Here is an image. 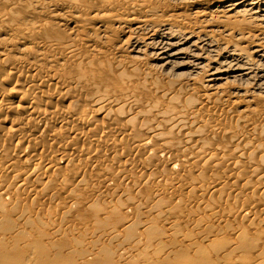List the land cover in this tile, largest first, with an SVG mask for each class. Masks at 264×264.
<instances>
[{"label": "bare ground", "instance_id": "obj_1", "mask_svg": "<svg viewBox=\"0 0 264 264\" xmlns=\"http://www.w3.org/2000/svg\"><path fill=\"white\" fill-rule=\"evenodd\" d=\"M120 1L121 0H70L60 1L58 3H36L34 0H0V24H2L0 37L3 34H6L15 38V41L13 42L1 44L0 66H7L11 52L16 51L17 53L25 54L23 52L30 51L31 54L35 55L37 60L33 61L34 63L29 64V70L31 72H36L37 74L38 72L45 73V75L36 78H34V76L31 77L32 79H30L29 82L31 87L28 88L31 89V94L29 93V95L39 94L40 87L50 86L52 84L60 86V88L65 91V94L71 90L70 88L72 86H75L80 88L81 92L85 93L86 103L89 108H91V111L90 109L89 111L82 109V112H78L77 103L79 102L78 100H82L80 98L78 99V97H72L78 99L74 100L78 102L72 100L71 106H69L68 110L64 112L62 111L59 115L52 113L49 114L47 113L48 111H42L40 109L43 103L37 101L33 97L28 99L29 95L26 93L24 96L27 98V100L25 98L26 102L29 101L28 106L26 108L19 107L18 111L21 112L20 114L26 116L31 115L38 120V123L39 121L44 123H49L48 121H50L51 124L55 122L54 124L61 126L60 128L69 125V130L72 131L70 140L75 142L76 140L78 141L80 137L86 138L90 136V138H93L89 143V147L80 152L86 157V160L90 165L94 164L96 161L95 158L99 156V153L101 154L102 148L107 147H110L115 155L122 152L123 154L126 152L129 155H133L131 153H134V156L141 152L142 155H145L142 159L139 157L141 160L140 162L138 160L139 163H136V161L134 162L131 159L121 160V158H118L119 156H115L112 152L114 156L112 155L113 157L111 160L113 161L111 163L113 166L115 163L119 164H116L118 167L116 166L115 168H112L108 165L105 166V164L102 166L101 164L96 167L99 171L96 170L98 171L97 174H93L92 177L87 175L90 174L88 173L89 170L78 169L79 166L76 167V165L73 167L75 157L73 156V153L72 155L67 153L65 150L67 145L65 147L58 146L57 151L52 148L51 150L53 151L51 157L40 155L39 158L35 153L28 154L27 157L23 155L26 157L24 162H26L28 166H33V169H30L28 173L23 174V172L19 170H16L17 172L13 173L12 162H10L12 163V166H10L12 169L10 167L11 170L9 168L6 169L12 173V176L8 177V180L6 178L3 181L1 177L2 174L5 175V173L8 172L6 170V172L2 174L0 172V211L2 210L6 212V210H9L10 212H8L11 215L12 213H16V222L24 221V223L22 222L23 224L35 222L38 223V226L41 225L40 227H48L43 223V220H40L36 216H34V218L28 216L29 214L25 212V210L18 211L17 207L21 204L18 201L16 193L26 191L27 189H30L31 191L38 190L35 192V195L32 193L31 197L33 205L37 203L36 201L39 202L40 198H43L41 196L44 195V193H48L49 191H52L50 198L54 199L56 197L57 199V196L60 194L59 192H56L59 188L58 185L64 186L66 184L65 176L61 177L59 184L53 179L57 177V175H55V170L57 169L56 165H61L62 162V164H64L63 167H58L62 168V171L66 174L67 172L70 173V171H74L75 175L73 172H71V174L74 175L72 178L75 179L76 186L67 193L69 201L67 199L66 201L68 202L65 201L66 203L63 204V207H65V209L67 208V210L63 212V216L61 213V216L64 217L67 214L70 215L69 212L72 207L79 203L80 197L82 194H85L84 191L87 189L85 182H88L89 179L93 181L94 179L92 180V178L96 179L94 185L90 188L92 189L93 187V191H91V193L87 192L88 194H93L94 199L92 200L90 198L91 201H87L88 208H90V213L92 211V214L94 213L97 216L103 214L104 216V220L97 222L94 231L89 233L93 239L88 243L86 242V245L84 243H78L79 247L76 246V248H80L82 251L85 250L90 253L92 250H98V246L104 238H106L105 240H108V244H113V241L114 244L117 242V247L113 246L115 247L114 250H112L113 247H111V252L113 251L112 253L115 252V254L109 260H105L101 254L94 256L91 253L92 258L89 256V260L85 259L83 261L81 258L82 262L76 261L77 263H73L75 260H72V263H69L68 261L66 262L67 264H229L227 262L224 263L228 253L246 252L249 249H253L260 239L258 234L261 235L264 232H261V234L260 232L257 234L255 233L259 238L253 235L247 236L244 229L245 232H243L242 228L240 230L238 228V230L236 228L230 229L229 225L227 224V226L225 223L226 226H224L227 229L224 228L228 230L227 232H230V234H235V239L233 242H223L221 240V243L219 244H214L213 242L215 239H213V242H211L213 243V246L211 243L209 244L212 248H207L208 246L206 247V249H209V254L213 257L211 260L208 259V256L210 255L208 254L207 256L206 249L197 245V241L202 242V240L211 239L213 236V231L210 228L213 226H210L209 220L211 221V218L217 214L212 212L215 203H213V200L211 203L209 202L211 196L210 198L208 197L209 201H205V198L206 194H211V192L213 194L219 191L218 184L220 182L218 180L222 177L224 178V175H219L220 172L218 173L217 171L226 168V170L223 169V171L225 170V173L226 171L227 173L229 172V179L233 182L231 184L234 185V183L240 182V180L242 181L240 175L243 171L245 172L248 170L254 175L253 177H257L258 188H262V194H264V142L260 139L258 140V138H263L264 136V113H261L262 115L256 114L257 116L254 119L248 118L250 115L246 117V114H248L247 112H252V114L255 113L254 110L256 108H253V106H255V100H257L256 96H264V85L261 83H255L253 88L249 87L250 89H245L246 86H244V89H242V86L241 88L234 87V89H232L233 87L231 86L233 84L231 83V86L228 85V82L234 81L237 83V81H240L241 83L245 82L248 86L247 83L253 79H264V15L259 14L258 11L255 12V5L258 0H172L178 5H176V8H180V10L181 8H184L192 12L193 19L190 17L191 14L188 16L186 15V19L181 17H175L176 19L170 18L169 15L159 22H155L152 17L153 15H156V13L165 12L163 8H156L153 7V5H147V3H142L139 0L135 2L124 0L126 2L124 5H122ZM21 7L26 9L25 12L27 15L33 16L35 13L40 14L39 12H41L40 16L43 14L42 12H44V14H49V16L53 18L52 21L55 20L58 24L66 21L73 22L75 26L73 28L75 30L74 34H82V37L79 35L80 40H78L79 43L84 46L91 43L92 36L95 34L92 33L93 31L100 30L104 32L109 30L106 24H108L109 27H116L127 37V39L122 42L121 49L126 51L127 59L130 60L129 62L140 61L143 62L142 65L146 63L149 70L147 75L150 76L146 78H137L136 74H130L131 72L128 73L130 75H127L125 68H127L129 62L119 61L115 57H113L112 60H110L111 58L109 60L107 58L106 60L103 55L95 53L90 49L83 51L79 49V43L76 42V39L73 40L71 35L63 37L59 33L57 34L56 31H52L51 26L47 24L49 22L38 25L35 23V25H21L20 18L16 12V10ZM112 8H115V12L114 9L111 11ZM178 11L179 10H176V12ZM231 21H234L235 26L230 24ZM246 22H250V25H253L254 30L248 33H241L242 27L240 25ZM57 23L56 26H58ZM59 27H62V25ZM238 27L241 28L239 29ZM109 31H111V29ZM236 40L244 41V43L242 42L241 44H238ZM38 41L39 47L37 45L38 48L36 50L30 49L33 48V46L28 48L24 47ZM20 45H23L24 48H20ZM90 47L91 45L89 48ZM107 62L112 69L109 73H103L101 72V69H95V72L94 69L93 71L90 70V67H99ZM66 64H69L74 72V76H70L72 79L69 78L71 80L67 81L62 79L65 74L64 66ZM131 64L132 63L128 64L129 67ZM14 67L9 75L22 74L21 67ZM171 67H173V69L174 67L184 68L188 73L187 75L197 78L198 83L196 85L200 86L202 98L205 102L211 103V112H207V114L210 115L209 113H211V115L217 119L218 116L219 119L221 118L218 111L224 112L225 115L231 114V119L234 123L232 130H228L220 125V127L217 125H209L208 121L197 116L198 114L194 111L193 106H187L185 108L169 107L167 104L152 102L149 99L141 98V95L143 96V94H140L139 91L152 88L149 78L153 77L154 72H159V70L164 72L167 69L171 70ZM132 70L133 69L130 68V71ZM112 74L121 81L119 84H122V87L117 91H109V89L107 90L103 84L109 80ZM101 75L103 78H108V80L106 78V82L102 83L103 85L100 84L102 78ZM256 81L258 82V80ZM227 86H229V88ZM70 92L71 91H69V93ZM227 95L229 96L227 97L229 98V104L225 105V99L223 100V98ZM78 96L81 97V95ZM220 97H222V99ZM185 100L187 101V98H185ZM1 105L3 106L2 103ZM1 109L4 110L5 108L3 109L2 107ZM6 109L8 108L6 107ZM55 115H58L59 117H56ZM52 116H55L57 119ZM99 118L101 121L98 120ZM97 121L101 123H98ZM27 124H29V122L25 124L18 123L17 125H14V129L10 128L12 130L10 132H13L15 135L26 133V142L35 145L38 143L37 137H32L29 134L32 131L34 132L36 127L29 128V125L27 126ZM105 124L108 126L107 130L111 132L115 131V133L117 131L122 138L119 137L120 139L118 138V140H115L110 137V139L107 140L109 133L105 131ZM49 132L51 137L50 140L53 141L61 139V137L64 136L62 132L54 131L53 135V130ZM11 135L13 136V134ZM255 136L256 138L259 136L257 140H255ZM253 137L255 139H253ZM217 138L225 139L226 142L222 145L214 140ZM19 144L21 143L19 142ZM38 146L39 145L36 144L34 148H37ZM108 154L110 155L111 152L109 151ZM56 155L59 156V159L57 160L60 164L57 163L55 165V158L53 159V157ZM57 160H55V162ZM111 160L109 158V161ZM80 164L81 163H79V165ZM38 168L43 169L42 172L40 170L38 171ZM75 168H77L76 172ZM92 168V170L95 169L94 166H92ZM58 169L57 172H59ZM207 169L210 170L209 174H207ZM127 170H134V172H136L132 175L129 174ZM165 170H168L175 178L171 181H167L165 178L153 176L154 172L157 175L165 172ZM178 173H182L190 179H186L184 176V180L182 176L180 177L181 174L179 175ZM191 173H194V175L196 173L195 177L198 176L199 178L193 179L194 176L190 175ZM205 174L211 179L208 184L209 186H204L202 183L203 181L201 178L203 179ZM52 176L54 181L51 179ZM11 177L12 180L10 179ZM150 178H152L151 182H149ZM171 178L172 177H170V179ZM180 178L182 180H180ZM126 179H130L131 184L125 183ZM117 180H120V184L116 183V185L113 184L114 186H112L111 181L116 182ZM249 182L246 181L244 183L243 181V190L249 188ZM56 186L58 188H56ZM82 186L83 189L80 188ZM176 186L179 187L177 188ZM146 188H148V190L150 189L147 194V197H150L144 200L142 196H144L143 194L146 191L141 193V190H147ZM112 190L113 194L111 196H119V198L124 197L126 199H118L117 201L115 199L116 203L111 204L109 201V207H103V209H101L100 206V208H97L95 205L96 202L101 199V196ZM62 191L63 190H60V192ZM161 191L164 193H170L167 201L162 202L161 199H158V195H160ZM192 191L193 194H200L201 199L194 198L192 196ZM27 192L29 193V191ZM75 192H77V194ZM28 193L27 195L31 194ZM134 193L135 196H133ZM5 196H9L10 198V201H8L7 198V202L11 205L9 208L7 207L9 206L7 203L1 202ZM20 197H22L21 194ZM44 197L46 196L44 195ZM144 197H146V195ZM183 198H187V203H190L188 205L193 204V208L195 209L202 208V211H208L209 209V211H211L209 212L210 214L208 213V216H206V214L205 217H193L194 214L191 215V211L190 213L188 212L185 214L183 208V210L179 209L184 200ZM220 199L221 197L218 201L221 203ZM235 199H238V197L236 196ZM259 199L260 201L262 200V198ZM25 200H27V198ZM244 200L245 199H243V202L245 203L246 208L251 210V213L256 207L259 208V205L260 207L262 206L259 204V200H257L259 201L258 203H256L257 201L255 199H251L249 202ZM218 201L216 200V205ZM31 204L30 206H32ZM77 206L79 205L77 204ZM57 209H59V206ZM129 209L133 210V212L132 214L128 213L129 215H126ZM50 210L52 211V208ZM54 210L55 209H53V211ZM8 212L5 216L2 215V219L0 218V229L2 230L1 235H3V237L10 235L9 238L12 242L20 236L26 238V228L21 227L25 230L22 231L20 230V225L17 226L16 223H9L11 215L8 214ZM261 212V216L263 217L261 220H259L260 218H258V216H255L254 211L252 216L251 213L249 214L248 210L244 214L242 209L238 214L242 215V217H240L243 221H249V225L251 226L255 221L258 222V220L261 223L264 222V209ZM59 214L60 212L58 215ZM116 215H123L124 217L119 218V220L122 219L120 222L117 218L115 220V222L117 221L116 223H111V221L109 223L110 219L107 221L108 217L112 216L113 218V216ZM48 217H50V215ZM53 217H56V215L52 216V218ZM222 217L218 216L220 223L223 219ZM194 219L196 230H198L197 227L200 228L201 225H207L202 231H196L198 232V235H191L192 233L189 234L187 231L188 234H181V232L173 234L171 232V230L179 224L181 226L190 223L193 224ZM61 220L63 221L64 218H61ZM56 222H58V220ZM155 223V226H157V224L160 225L157 227V230L153 231L148 229L151 224L154 225ZM52 224L51 226L54 227L53 232L50 233L46 230L44 232L43 228L41 229L42 232H40V229H38L35 238L27 244L24 243L21 247V249L25 248V254L29 257H35L34 261H19L18 264H43L41 259L44 256V249L40 244L42 241L45 242L44 244L46 245L48 243L49 247L55 249V251L56 249H61L62 245L58 242L59 240L54 245L52 244L53 239L51 240V238L58 236L56 234L60 231V227H58L57 224V229L55 228V225L53 226ZM221 224H217L218 227H215L214 224V230L215 228L218 229V232L216 229V233L225 230L222 228L223 226L220 227ZM87 231H90V228L89 230L87 229ZM149 235L150 237H148ZM78 236L79 235H77V237ZM7 238L8 237H6V239ZM9 238L7 240L11 241ZM138 239H142L143 241L139 242ZM261 239L260 242L264 240ZM7 240L4 241V244H2L3 242H0V252L6 247H8L6 250H9V252L12 250L14 251V247L10 246V243H6L8 242ZM175 242H180L182 244H176ZM84 245L86 249H83L82 246ZM18 246L20 247V245ZM262 247L264 250V246ZM184 250L187 252L192 250L194 252V254L193 252H190L192 258L188 260L183 258L182 252H185ZM143 251L147 252L148 258L140 257V254L143 253ZM71 253H73V251ZM130 253L133 254V257L130 256ZM213 254H215V257ZM248 259L245 261L248 262L246 264H264V257L259 256L258 254L255 257H252L251 262L250 259ZM245 262H243V264H245ZM53 263L54 262H51L49 264ZM0 264L14 263L9 260L7 254H4L0 255Z\"/></svg>", "mask_w": 264, "mask_h": 264}, {"label": "rangeland", "instance_id": "obj_2", "mask_svg": "<svg viewBox=\"0 0 264 264\" xmlns=\"http://www.w3.org/2000/svg\"><path fill=\"white\" fill-rule=\"evenodd\" d=\"M36 3L37 2H52V3H58V2H62V1H70V0H34ZM127 1V0H126ZM132 2H135V1H137V0H131ZM140 2H142V3H147V5H153V7H156V8H163V10L165 11V12H162V13H156V15H153V17L152 18H154V20H155V22H159V21H161V20H164L167 16H169L170 15V18H175V17H181V18H185L186 19V15L188 16V15H190L191 14V19H193L192 17V12H190L189 10H187V9H184V8H181V10H180V8H176V3L175 2H173L172 0H139ZM262 1V2H261ZM120 3L122 4V5H124V4H126V2L124 1V0H121L120 1ZM178 6V5H177ZM113 9H114V12H115V8H112V10L111 11H113ZM25 8H18L17 10H16V12H17V14H18V17L20 18V22H21V25H38V24H42V23H46V22H49V23H47L49 26H51V30L52 31H56L57 32V34L59 33L60 35H62L63 37H65V36H68V35H71V38L74 40V39H76V42L77 43H79V40H80V38H79V35L81 36L82 34H77V35H75L74 33H75V30L73 29L75 26H74V24H73V22H69V21H66V22H64V23H61V24H58L57 23V21H52L53 20V18H51V16H49V14H44V12H42L43 14L40 16V14H41V12H39L40 14H37V13H35V14H33V16L32 15H27L26 14V12H25ZM176 10H179L178 12H176ZM259 12V14H261V15H264V0H258V2H257V4L255 5V12ZM176 12V13H175ZM37 14V15H36ZM35 15V16H34ZM40 17H39V16ZM195 17V16H194ZM176 19V18H175ZM44 20H45V22H44ZM68 20V19H67ZM153 20V21H154ZM40 21V22H39ZM53 22V23H52ZM32 23V24H31ZM35 23V24H34ZM55 23V24H54ZM56 23H57V25L58 26H56ZM230 24L232 25V26H235L234 24V21H231L230 22ZM62 25V27H59V26H61ZM106 26L108 27V29L110 30L111 29V31H109V30H106V31H93L92 33H95L94 34V36H92V40H91V43L89 44V45H82L81 43H79V45H78V47H79V49H81V50H83V51H85V50H88V49H90L91 51H93V52H95V53H100L101 55H103V57H105V59L107 60V58H108V60L110 59V60H112V58L113 57H115V58H117L119 61H125V62H129L130 60L129 59H127V55H126V51L125 50H122L121 49V46H122V42H124L126 39H127V37L125 36V34L124 33H122V31H120V30H118L116 27H109V25L108 24H106ZM241 27V30L243 31H241V33H248V32H251V31H253L254 30V28H253V25H250V22H246V23H242L241 25H240ZM245 26H246V28H245ZM2 24H0V30H2ZM78 27V26H77ZM239 28V27H238ZM239 28V29H240ZM4 29V28H3ZM81 29V28H80ZM73 30V31H72ZM246 30V31H245ZM76 31H77V29H76ZM73 33V34H72ZM78 36V37H77ZM82 37V36H81ZM79 39V40H78ZM13 41H15V38L14 37H10L9 35H6V34H3L1 37H0V51L2 50L1 49V47H2V45L1 44H6V42L7 43H9V42H13ZM236 42L238 43V44H241L242 42L244 43V41H237L236 40ZM240 42V43H239ZM39 41L38 42H34V43H32L31 45H26V46H24V47H32L33 46V48H30V49H32V50H36L38 47H39ZM81 44V45H80ZM37 45H38V47H37ZM91 45V47L89 48V46ZM23 47V45H20V48H24ZM35 48V49H34ZM27 52V53H26ZM23 53H25V54H22V53H17L16 51L15 52H11L10 53V59L8 58V64H7V66H0V105H1V103L3 104V106L1 105L0 106V172H1V174L2 173H5L6 171L8 172V173H5V175L4 174H2L1 175V177H2V180L4 181V179H6L7 178V180H8V177H10V176H12L11 174L12 173H10L8 170H6V169H8L10 166H12V168H13V173L14 172H17L16 170H19V171H21V172H23V174H25V173H28L29 171H30V169H33V166L32 165H29L28 166V164H26V162H24V160L26 159V157L28 156V154H37V156L40 158V155L41 156H50L51 157V154H52V151L53 150H56L57 151V149H58V146H66L65 148V150L67 151V153L69 154V155H72V153H73V156L75 157V162H74V164H73V167L76 165V167H78V169L79 168H81V169H87V170H89L88 171V173H90V174H87V175H89V176H93V174H97V172L99 171L96 167H98V166H100L101 164H102V166H104V164H105V166H110V167H112V168H115L117 165H119V164H117V163H115V165L113 166V164L111 163L113 160H111L112 159V157L115 155V153L113 152V150L112 149H110V147H107V148H102V150H101V154L99 153L98 155V157L97 158H95L96 159V161L94 162V164H91L92 166H94L95 167V169L94 170H92L93 168H92V166L87 162V160H86V157L84 156V155H82L80 152H82L83 150H85V149H87L88 147H89V143L93 140V138H90V136H88V137H86V138H83V137H80L79 139H78V141L76 140V142L75 141H72V140H70L71 139V134H72V131H70L69 130V125H65V126H63L62 128H60L61 126H58V125H56V124H51V122L50 121H48L49 123H47V122H40L39 121V123H38V120L35 118V117H33V116H31V115H23V114H20L21 112L20 111H18V108L20 107H27L28 106V102L29 101H27L26 102V100H27V98L24 96V94H28L29 95V93L31 94V89H28L29 87H31V84L29 83L30 82V79H32L31 77L32 76H34V78H36V77H42V76H44L45 75V73H40V72H38V74L36 73V72H31L30 70H29V67H30V65L29 64H32V63H34L33 61H35V60H37L36 58H35V55L34 54H31V52L30 51H25V52H23ZM27 54V55H26ZM30 55V56H29ZM22 58V59H21ZM33 58H34V60H33ZM21 60H22V62H21ZM129 63H132L131 64V66L129 67ZM128 64H127V68H125V72H126V74L127 75H130V74H136V76H137V78H140V77H144V78H146V77H148V76H150V75H147V73H149V70H148V67H147V64L145 63L144 65H142L143 64V62H140V61H135V62H129ZM20 65H22V66H20ZM69 64H66L64 67H65V74H64V77L62 78L63 80H71L72 78L71 77H73L74 76V72H73V69L70 67V65L68 66ZM15 66V67H14ZM17 66H18V68L19 67H21L20 69H21V73L22 74H18V75H13L12 74V76L11 75H9V73H11V70L13 69V67L14 68H17ZM130 68H132L133 70L132 71H130ZM89 69V68H88ZM93 69H94V72H95V69H97V70H100L101 69V72H103V73H109V72H111L112 71V69H111V66L108 64V62L107 63H105V64H103L102 66H99V67H93V68H91L90 67V70H92L93 71ZM97 70H96V72H97ZM173 71V72H172ZM13 72V71H12ZM69 74H68V73ZM98 72H100V71H98ZM100 72V73H101ZM129 72H131L130 74H128ZM67 74V75H66ZM153 74V73H152ZM188 73H187V71L184 69V68H177V67H174V69H173V67H171V70H169V69H167V70H165L164 72L163 71H160L159 70V72L157 71H155L154 72V74H153V77H151V78H149V81H151V89H145L144 91H139L140 92V94L142 93L143 94V96L141 95V98L143 97L144 99H149V100H151L152 102H159V103H163V104H167L169 107H182V108H185V107H187V106H193L194 107V111L198 114L197 116L198 117H201V118H203V119H205L206 121H208L209 122V125H211V126H214V125H217V126H221V127H224V128H226V129H228V130H232L233 129V120L231 119L232 117H231V114H229V115H225V113L224 112H222V114H221V112L220 111H218L219 113V115H220V119H219V116H218V119L217 118H215V117H213L212 115H211V113H209L210 115H208L207 114V112H211V108H210V104L211 103H207V102H205L204 101V99L202 98V95H201V90H200V86H198V85H196L197 83H198V81H197V78H193V77H191L190 75H187ZM71 76V77H70ZM189 76V77H188ZM101 85H103L104 84V87L108 90L109 89V91H117V90H119L121 87H122V84H119L121 81L115 76V75H111V77L109 78V80H108V78L107 77H104L103 78V76L101 75ZM190 77H191V80H190ZM69 78H71V79H69ZM106 78H107V80H106ZM117 78V79H116ZM102 79H105V80H102ZM196 79V80H195ZM256 80H258V82L256 81ZM107 81V82H106ZM260 81V82H259ZM103 82H106V83H103ZM118 82V83H117ZM252 84H251V83ZM250 82H248L247 84H248V86L246 85V83L245 82H243V83H241L240 81H237V83L236 82H228V85L229 86H231L232 84V86L231 87H233L232 89H234V87L235 88H241V86H242V89H244V86H246L245 87V89H247V88H249V87H254V84L256 83V84H259V83H261V84H263L264 85V79H259V78H256V79H253V80H251ZM263 82V83H262ZM29 83V84H28ZM103 83V84H102ZM109 83V84H108ZM232 83V84H231ZM240 83V84H239ZM250 83V84H249ZM111 84V85H110ZM231 84V85H230ZM238 84V85H237ZM245 84V85H244ZM108 85H109V88H108ZM121 85V86H120ZM251 85V86H250ZM229 86H227L228 88H229ZM46 88V89H45ZM77 87H71L70 89L71 90H69V91H71L70 93H69V91L65 94V91H63L62 90V88H60V86H56V84H52V85H50V86H42V87H40V91H39V94L37 93V94H35V95H29L28 96V99H31L32 97L33 98H35L37 101H40L41 103H43V105H42V107L40 108L42 111H48L47 113H52V114H58L59 115V113H61L62 111L64 112V111H66V110H68V108H69V106H71V101L73 100H78L79 98L82 100V101H80V100H78V101H74V102H78L77 104H78V112H82L84 109H85V111H89V109H90V111H91V108H89V106L87 105V103H86V100H85V93L84 92H81L80 91V88H77ZM251 88V89H252ZM250 89V88H249ZM61 90H62V92H61ZM149 90V91H148ZM147 91V92H146ZM18 92H20V93H18ZM63 92H64V94H63ZM80 92H81V94H80ZM43 93V94H42ZM48 95H47V94ZM60 93H62V94H60ZM69 93V94H68ZM83 93V94H82ZM44 94H45V96H44ZM52 94V95H51ZM16 95V96H15ZM20 95H21V97H20ZM41 95V96H40ZM47 95V96H46ZM51 95V96H50ZM64 95V96H63ZM66 95V96H65ZM69 95V96H68ZM78 95H81V97L80 96H78ZM63 96V97H62ZM83 96V97H82ZM169 96H171V97H169ZM22 97H23V99H22ZM47 97V98H46ZM67 97V98H66ZM72 97H78V99H74V98H72ZM227 97H229L228 95L227 96H225L224 98H223V100L225 99V105H227V104H229V98H227ZM25 98H26V100H25ZM185 98H187V101L185 100ZM221 99H222V97H220ZM256 99L258 100H255V106H253V108H256L255 110H254V112L255 113H253L252 114V112H247L248 114H246V117H248L249 115H250V117H248V118H255L257 115H262L264 112H262V111H264V96H256ZM4 100V101H3ZM2 101V102H1ZM25 102V103H24ZM226 102H228V103H226ZM8 103V104H7ZM5 104H7V105H5ZM81 104H85L86 105V107H85V105L83 106V105H81ZM9 105V106H8ZM3 107V109L5 108L6 109V107L9 109H6V111H5V109L4 110H2L1 108ZM14 108V109H13ZM81 109V110H80ZM83 109V110H82ZM2 110V111H1ZM260 110V111H259ZM262 113V114H261ZM255 114V115H254ZM257 114V115H256ZM58 115H55L56 117H59ZM53 117V118H56V117ZM252 116V117H251ZM32 118H33V120H32ZM57 119V118H56ZM99 121H101L100 120V118L98 119ZM26 121V122H25ZM54 121H55V119H54ZM29 122V124H27V126L29 125V128H34V127H36L34 130V132L32 131V132H30V134L29 135H31L32 137H37V139H38V143H36V144H38L39 146V148L37 147V148H34V146L36 145H32V144H28L27 142H26V133H23L22 135H15L13 132H10V131H12L10 128H12V129H14L13 127H14V125H17L18 123L20 124V123H23V124H25V123H28ZM98 122V121H97ZM98 123H101V122H98ZM49 124V125H48ZM43 125V126H42ZM45 125V126H44ZM101 125V124H100ZM12 126V127H11ZM31 126V127H30ZM219 126V127H220ZM68 127V128H67ZM107 125L105 124V131L107 132V133H109V135L107 136V140L108 139H110V137H111V139H115V140H118V138L120 137V138H122L121 136H120V134H118L117 133V131H116V133H115V131H109V130H107ZM10 129V130H9ZM42 129H43V131H42ZM60 129H62V130H60ZM46 130H48V131H46ZM53 130V132H52V135L54 134V131L55 132H62L63 133V135L64 136H62L61 137V139H57V140H50L51 139V137H50V135H49V131H52ZM67 130V131H66ZM7 132V133H6ZM47 132V133H46ZM112 134H111V133ZM33 133V134H32ZM11 134H13V136L11 135ZM28 134V133H27ZM263 134H264V129H263ZM7 136V137H6ZM16 136V137H15ZM114 138H113V137ZM67 137V138H66ZM109 137V138H108ZM259 136H257V138H258ZM25 138V139H24ZM69 138V139H68ZM89 138V139H88ZM119 138V139H120ZM255 138H256V136H255ZM254 137H253V139H255ZM257 138L255 139V140H257ZM261 140L262 142H264V136H263V138L261 137V138H258V140ZM12 140V141H11ZM20 140V141H19ZM25 140V141H24ZM215 141H217V142H219L220 144H224L225 142H226V140L225 139H221V138H217V139H214ZM213 140V141H214ZM224 140V141H223ZM53 141V142H52ZM72 141V142H71ZM214 141V142H215ZM223 141V142H222ZM18 142V143H17ZM19 142L21 143V144H19ZM56 142V143H55ZM17 144H19V145H17ZM17 145V146H16ZM3 147V148H2ZM76 147V148H75ZM53 148V150H51ZM34 149V150H33ZM62 149V148H61ZM64 149V148H63ZM76 149V150H75ZM82 149V150H81ZM23 150V151H22ZM77 150H78V152H77ZM79 150H81V151H79ZM106 150H109L110 152H111V154L109 155L108 153H109V151H105ZM112 150V151H111ZM43 151V152H42ZM75 151V152H74ZM103 151V152H102ZM29 152V153H28ZM108 152V153H107ZM112 152H113V154H112ZM78 154V155H77ZM82 156H81V155ZM105 154H106V156H105ZM109 155V158H110V160L111 161H109V158H108V155ZM131 154H133V155H129L128 153H124L123 154V152L122 153H119L118 155H115V156H119L118 158L120 159L121 158V160H124V159H131V160H133L134 162L136 161V163H139L140 162V160L142 159V158H144V156L145 155H142V153L140 152V153H138V154H136V156H134L135 154L134 153H131ZM26 156V157H24V156ZM113 155V156H112ZM137 155H138V157H137ZM79 156V157H78ZM102 156H104V157H102ZM129 156V157H128ZM18 157V158H17ZM53 157V156H52ZM107 157V158H106ZM136 157V158H135ZM141 159H140V158ZM14 158V159H13ZM55 158V160H57V159H59V156H54L53 157V159ZM133 158H135V159H133ZM47 159H50V158H47ZM8 160V161H7ZM12 160V161H11ZM55 160H54V163H55V165L57 164V163H59L60 164V162L57 160L56 162H55ZM138 160H139V162H138ZM94 161V160H93ZM100 161V162H99ZM9 162V163H8ZM10 162H12V163H10ZM7 165H6V164ZM79 163H81L80 165H79ZM84 163V164H83ZM86 163V164H85ZM12 164V165H11ZM89 164V165H88ZM111 164V165H110ZM117 164V165H116ZM4 167H3V166ZM25 165V166H24ZM63 165L64 164H62V162H61V165H56V168L58 169L59 167H63ZM97 165V166H96ZM2 166V167H1ZM59 166V167H58ZM118 167V166H117ZM2 168H4V169H2ZM11 168V167H10ZM9 168V169H10ZM11 168V169H12ZM27 168H28V170H27ZM10 169V170H11ZM15 169V170H14ZM57 169L55 170V175H57V177L56 178H53V176L51 177V179L53 178L55 181H57V184H59V182L61 181V177L62 176H65V178H66V181H65V185L63 186V185H58V187L56 186V188H58V190L60 189V190H63L62 192H60V190L58 191H56L57 193L59 192L60 194H59V196H57V199H56V197L54 198V199H51L50 198V196H51V192L52 191H49L48 193H44V195L46 196V197H44V195H42L41 197H43V198H40V200H39V202L38 201H36L37 203H35L34 205H33V201H32V193L35 195V192H37L38 190H35V191H31L30 189H27L26 191H20V192H17L16 193V195H17V198H18V201L20 202V206H18L17 207V209H18V211H24L25 210V212H27L28 214V216H31V217H33L34 218V216H36L37 218H39L40 220H43V223H45V225L46 226H48V227H40L41 225H37L38 223H35V222H31V223H25V224H23L24 223V221H20V222H16L17 220L15 219V218H17V216L15 215V214H13L12 213V215L6 210V212L5 211H0V218L2 219L3 217H2V215L3 216H5L6 214H7V212H8V214H10L11 216V219L9 220V223L11 222V223H16L17 224V226L18 225H20V228L21 227H23V228H26L25 230L23 229V228H21L20 230H22V231H25V233H26V235H27V237L25 238L24 236H20L19 238L17 237L16 238V240L14 241V242H12V240L9 238L10 237V235H7V236H4L3 237V235H1L2 234V230L0 229V242L2 243V244H4V241L5 240H7L8 238H9V240H11V241H8V242H6V243H10L9 245L10 246H12V247H14V251L12 250L11 252H9V250H6V249H8V247H6L4 250H2L1 252H0V255H4V254H7L8 255V258H9V260H11L14 264H18L19 263V261L20 262H22V261H34V258L35 257H29L27 254H25V251H24V249L25 248H23V249H21V247H22V245L25 243V244H27L28 242H31V240H33V238H35V236H36V232H37V230L38 229H40V232H42V228H43V231L45 232V230L47 231V232H53V228L54 227H52L51 226V224H52V222H53V226L55 225V228L57 229L58 227H60L59 228V230L60 231H58L57 232V234L56 235H58V236H55V238L53 237V238H51V240H52V244L54 245L55 243H57V241L62 245L61 246V249H56V251H55V249H53V248H50L49 247V244L47 243V245H48V247H47V245L46 244H44L45 242H40V244L43 246V249H44V256L42 257V259H41V261L43 262V264H49V263H51V262H54L55 264L57 263V264H65L66 262H68L69 261V263H72V260H75V261H73V263L74 262H82V260H81V258L83 259V261L86 259H88V258H92V254L95 256H97L98 254H101L102 255V257L105 259V260H109L112 256H114V254H115V252L114 253H112L111 252V247H113V246H116L117 247V245H116V243L114 244V241H113V244H108V240H105L106 238H104V240L102 239V241H101V243L99 244V246H98V250L97 251H95V250H92L90 253L89 252H87V251H82L80 248L78 249V248H76V246L77 247H79V244L78 243H84L85 245H86V242L88 243V242H90L92 239H93V237H91V235H89V233H91L92 231H94V229H95V227H96V225H97V222H99V221H103L104 220V216H103V214L101 215H95L94 213L92 214V211H91V213H90V208H88V203H87V201L88 200H90L91 201V199L93 200L94 199V197H93V194H88V192L89 193H91V191H93V187H92V189H90L91 188V186L92 185H94V181L96 180L95 178H92V180L93 181H91L90 179H89V181L87 182H85V185H86V187H87V189H86V191H84L85 192V194L83 195L82 194V196L80 197V200H79V203H77L79 206H77V204H75V206H73L72 207V209L70 210V212H69V214L70 215H65L64 217H62L63 216V212L65 211V210H67V208L65 209V207H63L64 205V203H66V202H68L69 201V198L67 197V193H69V191L72 189V188H74L75 186H76V181H74L75 179L74 178H72V177H74V171H70V173L69 172H67V174L66 173H64V171H62V168H59L58 169V171L59 172H57ZM91 169V170H90ZM223 169H225L226 170V168H223ZM223 169H221V170H219V171H217L218 173L220 172V174L219 175H224V178L222 179H219L218 181L220 182L218 185H219V191L218 192H215V193H213L212 194V192H211V194H206V198H205V201L207 200V201H209V198H210V196H211V198H210V203L212 202V200H213V203H215V207L213 208V210H212V212H215V213H217L216 214V216H213L212 218H211V221L209 220V224H210V226H213V227H210V226H208V227H210L211 229H212V231H213V236H212V238L211 239H208V240H202V242H200V241H197V245H199L200 247L202 246L203 247V249L205 248L206 249V247L207 248H212V246H213V243L214 244H219V243H221V240L224 242V241H228V242H233V240L235 239V234H230V232H227L228 230H226L227 228L225 227L227 224L229 225V228L230 229H232V228H238L239 230L242 228V230L244 229L245 231H246V235L248 236H257L256 234L257 233H259L260 232V234H261V232H264V222H262L263 223V225H262V223L259 221V220H261V218H263L262 216H261V214H262V210L264 209L263 207H264V194H262L263 192V190H262V188H258V182H257V177L255 176V177H253L254 175H252L248 170L247 171H243L242 172V174L240 175V177H241V179H242V181L240 180V182H236V183H234V185H232L231 183H233V182H231L230 181V179H229V172L227 173V171H226V173L223 171ZM4 170V171H3ZM6 170V171H5ZM41 171L42 172V170L43 169H39L38 168V171ZM61 170V171H60ZM96 170H98V171H96ZM18 171V172H19ZM77 171V168H75V172ZM90 171H94L93 173L92 172H90ZM209 169H207V174H209ZM71 172H73V174H71ZM127 172L129 173V174H132V175H134L135 174V172H134V170H127ZM131 172V173H130ZM151 172H152V170H151ZM169 171L168 170H165V172H162V173H159V174H155V172H154V175L153 176H156V177H158V178H165L167 181H171L173 178H175L174 177V175H172L170 172L168 173ZM246 172H248V173H246ZM10 173V174H9ZM61 173V174H60ZM225 173V174H224ZM64 174V175H63ZM179 175H180V177L182 176V178L185 180V178H184V174H182V173H178ZM6 175H8V176H6ZM190 175H192V176H194L193 177V179H196V178H199L198 176H196L195 177V175H196V173H195V175H194V173H191ZM6 176V177H5ZM220 176V177H221ZM226 176V177H225ZM228 176V177H227ZM251 176H252V178H251ZM5 177V178H4ZM59 177V178H58ZM168 179H167V178ZM170 177H172L171 179H170ZM186 177V179H190V178H188V176H185ZM190 177V176H189ZM178 178V177H177ZM192 178V177H191ZM249 178V179H248ZM11 180H12V177L10 178ZM52 179V180H53ZM204 179V180H203ZM203 179L201 178V180L203 181L202 183H203V185L204 186H209L208 184L210 183V181H211V179H210V177L209 176H206V174H205V176L203 177ZM53 180V181H54ZM180 180H182L181 178H180ZM183 180V181H184ZM120 180H117L116 182L115 181H111L112 182V186H114V185H116V183H118V184H120V182H119ZM152 181V178H150V181L149 182H151ZM222 181V182H221ZM243 181H244V183L246 182V181H250L249 182V188H245V190H243V188H242V184H243ZM75 182V183H74ZM91 183V184H90ZM125 183H127V184H131V181H130V179H126L125 180ZM114 184V185H113ZM224 184V185H223ZM63 186V187H62ZM90 186V187H89ZM67 187V188H66ZM177 188L179 187V186H176ZM175 187V188H176ZM223 187H224V189H223ZM244 187V186H243ZM62 188V189H61ZM64 188V189H63ZM81 189H83V186L82 187H80ZM89 188V189H88ZM217 188V187H216ZM217 188V189H218ZM221 188H222V190H224V191H222L221 190ZM231 188V189H230ZM80 189V190H81ZM147 190H148V188H146ZM259 189V190H258ZM147 190H145L144 189V191L143 190H141V193L143 192H145L143 195L145 196L146 195V197H144V196H142L143 198H144V200H146V198H149L150 196H148L147 197V194L149 193V190H148V192H147ZM196 190V189H195ZM221 190V191H220ZM255 190V191H254ZM27 191H29V193H31V194H29ZM88 191V192H87ZM197 191V190H196ZM253 191V192H252ZM24 192V193H23ZM40 192V191H39ZM54 192H55V190H54ZM87 192V193H86ZM113 190L111 191V192H107V193H105L103 196H101V199H99L97 202H96V207L97 208H100V206H101V209H103V207H109L110 205V203H109V201L111 202V204H113V203H116L115 202V199H116V201L118 200V199H120V200H124V199H126V198H124V197H121V198H119V196H111L113 193ZM221 192H223V193H221ZM21 194V196L22 197H20V194ZM26 193V194H25ZM27 193L29 194V195H27ZM66 193V194H65ZM76 194H77V192H75ZM195 193V192H194ZM221 193V194H220ZM254 193H256V194H254ZM19 194V195H18ZM24 196H23V195ZM38 194V193H37ZM36 194V195H37ZM39 194H41V193H39ZM43 194V193H42ZM56 194V193H55ZM80 194H81V192H80ZM192 194H193V191H192ZM192 194H190V195H192ZM225 194V195H224ZM255 196H254V195ZM48 195V196H47ZM57 195V194H56ZM91 195V196H90ZM161 195V196H160ZM160 195H158V199H161L162 200V202H164V201H167V199H168V197H169V195H170V193H164L163 191H161L160 192ZM166 195V196H165ZM178 195V194H177ZM229 195V196H228ZM262 197H261V196ZM19 196V197H18ZM40 196V195H39ZM95 196V195H94ZM105 196H106V198H105ZM113 198H111V197ZM133 196H135V193L133 194ZM194 198H196V199H201V197H200V194L198 195V194H193L192 195ZM205 196V195H204ZM236 196L238 197V199H235L236 198ZM160 197V198H159ZM198 197H200V198H198ZM209 197V198H208ZM221 197V199H220V201H221V203L218 201L219 200V198ZM227 197V198H226ZM240 197H242L243 199H245L244 201H248L249 202V200H251V199H255L256 201L257 200H259L260 201V199L259 198H262V200L259 202V201H257L256 203H258L259 202V204H261L262 206L260 207V205H259V208L258 207H256L254 210H252V213H251V210H249V209H247L246 208V205H245V203L243 202V199L242 198H240ZM252 197V198H251ZM255 197V198H254ZM6 198V199H5ZM7 198H8V201H10L9 199V196H5L4 198H3V200H1V202H5V203H7L9 206H7L8 208L11 206L8 202H7ZM22 198H27V200H25V199H22ZM66 198V199H65ZM91 198V199H90ZM105 198V199H104ZM108 198V199H107ZM182 198V197H181ZM208 198V199H207ZM247 198H250V199H247ZM23 201H22V200ZM68 199V201H66ZM103 199V200H102ZM110 199V200H109ZM112 199V200H111ZM184 200L182 201V199H181V201H182V205H181V208L179 207V209L181 210L182 208L184 209H182L183 210V212L186 214V213H190V211H191V215H193V217L194 216H200V217H205V215L206 216H208L210 213L209 212H211V211H209V209H208V211H202L203 209L202 208H193L194 206H193V204H191V205H188V204H190L189 202L187 203V198H183ZM227 199V200H226ZM24 200H25V202H24ZM176 200H177V198H176ZM216 200L218 201V203H217V205H216ZM236 200H238V201H236ZM27 201V202H26ZM31 201H32V204H31ZM66 201V202H65ZM85 203H84V202ZM103 201H105V202H103ZM263 201V202H262ZM23 202V203H22ZM89 202V201H88ZM161 202V201H160ZM184 202V203H183ZM241 202H243V203H241ZM59 203H60V205H59ZM108 203V204H107ZM185 203H186V205H185ZM219 203H220V205H219ZM226 203V204H225ZM241 203V204H240ZM30 204L32 205V206H30ZM55 204V205H54ZM246 204H248V203H246ZM85 205H87V206H85ZM109 205V206H108ZM244 205H245V207H244ZM59 206V209H57V207ZM185 206V207H184ZM188 206H190V207H188ZM191 206H192V208H191ZM216 206H218V207H216ZM19 207H20V210H19ZM24 207V208H23ZM33 207H35V208H33ZM63 207V208H62ZM87 207V208H86ZM188 207V208H187ZM52 208V211H53V209H55L54 211H53V213L56 215V217H53L52 218V216H55L53 213H52V211L50 210ZM186 208V209H185ZM261 208H262V210H261ZM73 209H74V211H73ZM86 209H88V210H86ZM241 209H242V212H244V214L247 212V210L249 211V214L251 213V216H252V214H253V211L255 212V216L257 217L258 216V218H260L259 220H258V222L257 221H255L254 222V226L253 225H249L250 223H249V221H247V222H245V220L243 221V219L241 218L242 217V215L241 214H238V212L239 211H241ZM47 210V211H46ZM61 210H63V211H61ZM131 209H129L128 210V212H127V214L126 215H129L130 213L132 214V212H133V210H131ZM188 210V211H187ZM239 210V211H238ZM243 210H245V211H243ZM260 210V211H259ZM50 211H51V213H50ZM57 211H59L60 212V214L58 215V213L59 212H57ZM193 211V212H192ZM2 212V213H1ZM56 212V213H55ZM72 212V213H71ZM231 212V213H230ZM261 212V213H260ZM49 213V214H48ZM61 213H62V216H61ZM129 213V214H128ZM197 213V214H196ZM209 213V214H208ZM230 213V214H229ZM236 213H237V218H236ZM260 213V214H259ZM50 215V217H48ZM94 216V217H92V216ZM105 215V214H104ZM178 215V214H177ZM223 217H222V216ZM229 215V216H228ZM106 216V215H105ZM117 216V215H116ZM116 216H113V218H112V216H110V217H108V219H107V221L109 220V223H110V221H111V223H116L115 222V220L117 219L119 222L122 220V219H120L119 220V218L121 217H124L123 215H118L117 217ZM218 216H220V217H222L223 219V221L221 220V223L223 224H221L220 223V220H219V218H218ZM241 216V217H240ZM47 217H48V219H47ZM101 217H103V218H101ZM36 218V219H37ZM55 218V219H54ZM61 218L63 219L64 218V220L62 221L61 220ZM198 218V217H197ZM197 218H195V219H197ZM215 219V221H214V219ZM217 218V219H216ZM239 218H241V219H239ZM1 219H0V221H1ZM54 219V220H53ZM112 219H114V220H112ZM195 219H194V222H193V224H188V225H178L177 227H175V228H173L172 230H171V232L173 233V234H176L177 232H181V234H183V233H187V232H189V234H191V235H195V234H197L198 232H200V230L202 231L204 228H206L207 227V225L206 224H204V225H201L200 226V228H202V229H200V228H198L197 227V229L198 230H196V228H195V225H194V223H195ZM58 220V222H56ZM60 220V221H59ZM217 220V221H216ZM241 220V221H240ZM15 221V222H14ZM65 221V222H64ZM218 221H219V223H218ZM225 221V222H224ZM23 222V223H22ZM42 222V221H41ZM50 222H51V224H50ZM214 222V223H213ZM244 222V223H243ZM22 223V224H21ZM48 223V224H47ZM225 223H226V225H225ZM33 225V226H30V225ZM58 225V227H57V225ZM61 226H60V225ZM212 224V225H211ZM214 224H215V227H218L217 226V224L219 225V224H221V226L220 227H222V228H224L225 230H222V232L220 231V233H216V229L217 228H215V230H214ZM261 224V225H260ZM84 225V226H83ZM156 225V223L153 225V224H151L149 227H148V229H150V230H157V227L158 226H160L159 224H157V226H155ZM206 225V226H205ZM225 225V226H224ZM227 225V226H228ZM249 225V226H248ZM85 226H86V228H85ZM88 226H89V228H90V231H87V229L89 230V228H88ZM91 226V227H90ZM184 226V227H183ZM189 228H188V227ZM191 226V227H190ZM194 226V227H193ZM85 229H84V228ZM254 227V228H253ZM257 227V228H256ZM48 228V229H47ZM52 228V229H51ZM80 228V229H79ZM82 228V229H81ZM190 228H192V229H190ZM193 228H194V230H193ZM209 228V229H210ZM253 228V229H252ZM31 229V230H30ZM52 231H51V230ZM237 229V230H238ZM49 230V231H48ZM85 230V231H84ZM160 230V229H159ZM243 230V232H245ZM88 233H87V232ZM187 231V232H186ZM196 231H198V232H196ZM33 232V233H32ZM79 233V234H77V233ZM214 232H215V234H214ZM217 232H218V229H217ZM64 233V234H63ZM254 233V234H253ZM256 233V234H255ZM62 234V235H61ZM188 234V233H187ZM219 234V235H218ZM262 234H264V233H262ZM259 235L258 234V236L260 237V239L261 238H263L264 239V235ZM61 235V236H60ZM77 235H79L78 237H77ZM81 235V236H80ZM198 235V234H197ZM34 236V237H33ZM257 236V237H258ZM262 236V237H261ZM2 237V238H1ZM6 237H8L7 239H6ZM148 237H150V235L148 236ZM258 237V238H259ZM29 238V239H28ZM32 238V239H31ZM82 238V239H81ZM84 238V239H83ZM87 238H89V239H87ZM91 238V239H90ZM5 239V240H4ZM200 239V238H199ZM213 239H215L214 240V242H213ZM260 239H259V241H258V244L253 248V249H249L248 251H246V252H232V253H228V255L226 256V258H225V260H224V263H229V264H243V262H245L249 257V259H250V262L252 261V257L254 256H256L257 254L259 255V256H263L264 257V250H263V247L262 246H264V240L263 239H261V240H263V241H261L260 242ZM56 240V241H55ZM80 240V241H79ZM82 240V241H81ZM139 240V242H142L143 240L142 239H138ZM201 240V239H200ZM210 240H212V241H210ZM218 240H220V241H218ZM84 241V242H83ZM217 243H216V242ZM51 242V241H50ZM62 242V243H61ZM208 242V243H207ZM211 242H213V243H211ZM260 242V243H259ZM176 244H182V243H180V242H175ZM201 243V244H200ZM212 244V246H210L209 244ZM51 244V243H50ZM51 244V245H52ZM18 245H20V247L18 246ZM46 245V246H45ZM50 245V246H51ZM85 245L84 246H82L83 247V249H86V247H85ZM204 245V246H203ZM18 246V247H17ZM102 247V248H101ZM261 247H262V250H261ZM114 248L115 247H113V249L112 250H114ZM54 251H53V250ZM254 249H256V250H254ZM67 250H72L73 251V253H71L72 251H67ZM75 250V251H74ZM209 249H206L205 251L207 252V256H208V254H209V251H208ZM185 251V250H184ZM193 252L192 250L191 251H185V252H182V256H183V258H185L186 260H188V259H190V258H192V256H190V255H192L191 253ZM92 253V254H91ZM113 255H112V254ZM193 254H194V252H193ZM123 255H126V254H123ZM133 254L132 253H130V256H132ZM210 255V254H209ZM214 255V257H215V254H213ZM90 256V257H89ZM133 257V256H132ZM140 257H142V258H148V256H147V252L146 251H143V253H141L140 254ZM213 257L210 255V256H208V259L209 260H211ZM77 259V260H76ZM217 259V258H216ZM248 259V260H249ZM71 260V261H70ZM89 260V259H88ZM132 261V260H131ZM217 261V260H216ZM76 262V263H77ZM53 263V264H54ZM68 263V264H69ZM216 263V262H215ZM246 263H248V262H245V264ZM67 264V263H66ZM129 264H131V263H129ZM190 264V263H189Z\"/></svg>", "mask_w": 264, "mask_h": 264}]
</instances>
